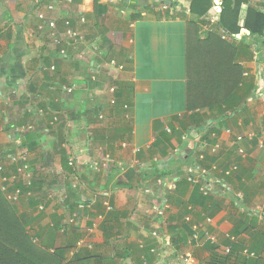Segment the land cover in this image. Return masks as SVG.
I'll return each mask as SVG.
<instances>
[{"label": "crops", "instance_id": "1", "mask_svg": "<svg viewBox=\"0 0 264 264\" xmlns=\"http://www.w3.org/2000/svg\"><path fill=\"white\" fill-rule=\"evenodd\" d=\"M126 1L128 7L124 8L118 0H100L106 10L96 18L93 0L73 4L67 0H0V97L6 90L20 93L23 88V98L20 95L14 101L17 115L13 122L21 123L25 117L24 125L31 135L22 139L34 150L36 191L44 205L43 211H35L28 226L31 237L48 244L52 253L64 251L65 264H179L182 254L194 255L199 264H211L204 240L190 244L189 237L186 244L172 242L175 227L186 215L181 201L187 203L194 191L191 185L184 190L178 184L184 185L186 165L206 150L211 191L202 206L194 207L193 224L217 235L221 246L228 235L251 246L261 244L264 44L256 46L259 62L253 61V56L240 62L248 73L245 82L249 86L253 81L256 86L244 107L231 113V120L222 123L218 114L214 116L213 123L221 124L215 131L216 143L210 145L199 133L179 142L166 129L183 134L190 131L184 118L183 16L192 0H186L185 6L179 3L175 9L167 0L169 7H157L154 13L142 8L153 0H145V5L139 4L142 0ZM255 1L264 3L250 0L249 4L253 6ZM249 4H243L247 8L241 11V24ZM49 5L54 9H48ZM168 8L170 12H165ZM178 8L184 9L181 15H177ZM38 12L46 18H38ZM174 12V19H167ZM64 18H71L85 35L83 44L70 45L65 38L61 45L54 43L48 21L57 19L63 34ZM249 35L242 27L236 38ZM111 60L124 69L113 68ZM62 87L73 92L61 91ZM27 111L30 114L26 115ZM3 113L0 108V117ZM6 127L0 123V144L12 143L8 150L12 152L16 137ZM228 129L233 134H227ZM236 136L242 140L237 141ZM87 144L88 152L77 154ZM215 146L218 148L213 153ZM74 154L76 166L72 167L69 157ZM105 155L113 160L109 171L93 172L90 163ZM180 157L189 163L179 165L176 161ZM232 165H237L238 171L226 176ZM74 176L78 186L71 189ZM147 188L152 189V196L144 192ZM35 208L18 206L28 217ZM162 209L164 215L160 214ZM208 218L211 224H207ZM80 243L83 245L77 249Z\"/></svg>", "mask_w": 264, "mask_h": 264}, {"label": "trees", "instance_id": "2", "mask_svg": "<svg viewBox=\"0 0 264 264\" xmlns=\"http://www.w3.org/2000/svg\"><path fill=\"white\" fill-rule=\"evenodd\" d=\"M80 1L82 0H74V3ZM118 2L121 7H128L125 0H118ZM153 2V4L148 3L142 8L154 13L158 4L155 0ZM249 3L250 0H222L219 8L221 15L219 21L215 24H212L208 19L214 6L213 0H192L190 3L189 13L195 20H187L186 23L187 112L184 115L190 127V131L188 130L189 132L185 133L189 138L193 137L194 133H199L210 145H214L216 143L215 138L218 135L215 133L216 128L221 125L213 123L214 116L218 114V119L222 123L231 120L232 117L229 113L235 114V112L241 110L255 89L256 85L253 81L250 82L249 86L245 82L244 73H246V69L240 62L243 59H252L255 47L264 44V5H262L263 9L255 4L248 8L244 29L250 35L240 40L236 38L242 30L240 26L242 6ZM93 5L94 17L99 18L106 8L100 4V0H93ZM166 5L169 6V4ZM209 25H214L216 30L208 33L205 38H201V27ZM224 37H228V39H224ZM229 39L231 41H228ZM28 114L30 113L27 111L26 115ZM22 117L21 123L12 121L7 124L9 131L16 138L21 139L25 135L26 137L31 135L29 129L17 131L26 126L24 125L25 117ZM0 118V123H5L7 120L6 113H3ZM201 126H205L207 129H200ZM5 129L8 130L7 127ZM169 129L171 130V134H169L171 137L176 138L179 142H184L182 139L184 134L181 131ZM22 144L24 148H28L31 154L30 169L34 176L33 191L37 193L36 176L32 167L34 150L31 149L30 145H25L23 139ZM201 154L207 155L206 150L199 152L198 157ZM209 160L212 163L214 162L213 158ZM176 162L179 165L189 163L186 160L183 162L181 158H178ZM204 164L207 168L206 156ZM207 170L209 171L208 168ZM181 182L184 185L178 184V188L184 187V190H187L190 184L184 178ZM70 186L71 189H74V184ZM20 187L24 191L27 190L24 186ZM40 199L41 197L39 199L22 197L17 204H14L7 199L0 187V264H65L64 251L56 249L52 253L48 244L41 240L34 243V238L30 235L28 226L35 218L34 213L35 211L41 212L39 206L43 203H40ZM205 201H207V198L202 196L199 187L195 186L189 201L187 203L181 201V205L187 214L189 205L194 208L197 204L202 206ZM24 204H29L31 209L36 206L34 211L30 212L32 214L29 217L25 213L21 214L19 212L18 206ZM185 216L182 223L175 227L177 233L176 237L172 239L173 244H186L193 234V222L186 223ZM205 244L206 250L211 254V264H264V239L257 246L255 244L248 245L238 239L236 242L226 240L222 246L220 242L218 245ZM227 246L232 248L230 255L223 254L222 249ZM245 250L254 253L256 257L249 258L245 256L243 253Z\"/></svg>", "mask_w": 264, "mask_h": 264}, {"label": "built area", "instance_id": "3", "mask_svg": "<svg viewBox=\"0 0 264 264\" xmlns=\"http://www.w3.org/2000/svg\"><path fill=\"white\" fill-rule=\"evenodd\" d=\"M69 4H73L74 0H67ZM48 9L53 10L54 7L53 5H49ZM220 10H218L217 14V19L213 21V23L218 22L220 18ZM38 18L40 19H45V15L42 12H38ZM66 19V20H65ZM64 25L65 29L63 34L60 32L58 28V20L57 19H51L48 21V28L51 31L50 37L53 39L54 43L56 45H61L63 43L64 38L68 39V43L70 45H80L85 42V35L80 33L75 26L73 25V20L71 18H64ZM82 24L86 23L85 18H81L80 21ZM62 35H65L62 37ZM224 39H228V37H224ZM264 51V49H263ZM63 53V52H62ZM260 58V49L256 47L253 50V61L259 62ZM111 66L113 68L117 67L119 70H123V66H118L116 61H111ZM55 68L52 67V70ZM248 76V73H244V77ZM61 91L67 92V93H72L73 89L69 87H62ZM115 91V89L113 90ZM263 97V95H261ZM112 104H115V101H112ZM43 113L39 112V115H42ZM229 115L232 117V114L229 113ZM55 121H58L57 117H54ZM55 121L51 122V125L55 124ZM5 124H8L7 120L5 121ZM22 130L25 131L27 128L23 127L22 129H18L17 131ZM166 131L171 134L170 129H166ZM47 132H49V129H47ZM227 134L231 135L232 130L228 129ZM237 141H241L242 137L236 136ZM182 139L184 141H187L189 139L188 135L184 134ZM16 142V148L12 152L8 154H0V187L3 193L6 195L7 199L14 203L17 204L22 197H27V198H33V199H39V195L34 189V176L33 173L30 169V162H31V154L29 153L28 148H24L22 144V139L19 138ZM218 146H215L213 148V153L217 151ZM260 148L264 149V143H260ZM77 154H83L82 150H79ZM77 154L71 155L69 157V165L72 167L76 166V156ZM103 161H94L90 165V169L97 173H105L109 171L113 160L110 158H103ZM205 155L201 154L198 158H196L194 161L190 162L189 164L186 165L184 171H183V178L187 180V182L191 186H196L199 187L200 193L203 196H209L211 188L209 186V181H210V172L207 170L205 167ZM136 166L135 164H132V168ZM16 170V171H15ZM238 171V166L237 165H232L230 167V170L227 171L225 174L226 176H231L232 173H236ZM77 177V176H76ZM74 176V188L78 186V181L77 178ZM158 185H163L162 181L157 182ZM20 186H24L26 191H24ZM171 188L174 190L176 188V184L173 183L170 185ZM13 189V190H11ZM146 194L152 196L153 192L151 188H147L144 191ZM40 211L44 210V205L39 206ZM110 210V208H109ZM193 210L194 208L192 206H188L187 208V214L185 216V222L186 223H191L193 219ZM260 212L261 216L264 218V203L260 206ZM161 215L165 214V210L162 209L160 212ZM78 214L74 215L73 220H71L72 223H75L76 218ZM207 224L212 223V219L208 218L206 220ZM192 230L193 234L190 236V244L193 242H200L201 240H204L205 243H210L212 245H218L219 244V238L217 235L212 233L208 228H202L198 224H193L192 225ZM155 236H157V233H154ZM227 240L231 242H236L237 239L233 236L228 235ZM34 243H38L37 239H33ZM83 243H80L77 247L79 249ZM232 251L231 246H227L223 249V254L224 255H230ZM244 255L253 258L256 257L254 253L245 250ZM71 256L75 255V253H71ZM179 264H199V262L195 259V257L192 254H182L178 258Z\"/></svg>", "mask_w": 264, "mask_h": 264}, {"label": "rangeland", "instance_id": "4", "mask_svg": "<svg viewBox=\"0 0 264 264\" xmlns=\"http://www.w3.org/2000/svg\"><path fill=\"white\" fill-rule=\"evenodd\" d=\"M156 3L158 4V8H162L163 9V6L164 8L167 9V7H169L168 5L166 4H169L168 1H172V6H174L173 8L175 9V6H178L179 3L180 5L182 4V6L184 5H187L185 4V1L186 0H168L167 2H165V0H155ZM176 1V2H175ZM221 1L222 0H213L214 2V6L212 8V10L210 11L211 15L209 17V20L212 24H215L213 23V21H215L217 19V14H218V10H220V6H221ZM164 2H165V5H164ZM184 3V4H183ZM162 5V6H161ZM252 4H249V7L251 6ZM255 5L256 6H259V8L263 9L262 8V5H264V3H262V1H255ZM255 6V7H256ZM247 7L246 6H242V9H246ZM169 9V8H168ZM178 14H180L182 11H184V9H179L178 8ZM165 12L169 11L170 12V9L169 10H164ZM242 11V10H241ZM187 15L186 16H183L184 18V21L187 23V20H195L193 16H191V14L189 13V10L188 12L186 13ZM181 15V14H180ZM174 16H176V13H171L170 15H167V19H174ZM240 19H241V12H240ZM240 26L244 28V21H243V24H241V20H240ZM186 30H187V26H186ZM213 30H216L214 28V25L212 26H207L206 28H203L201 27L200 29V37L201 38H205L207 36L208 33L212 32ZM241 35V34H239ZM228 41H231L230 39ZM1 87V86H0ZM7 91V90H6ZM2 92L1 93V97H0V108H1V112H4L6 113V118H7V122L8 123H11L12 121L15 122V119L16 118V113H15V110L13 111L14 107H15V104H14V101L15 100H19L20 98V95H22L23 93V88L21 87V90H20V93H14V91H10V93L8 92ZM9 91V90H8ZM19 91V90H18ZM22 98H23V95H22ZM15 129V127H14ZM14 137V136H13ZM19 138H15L14 141H17ZM11 145L12 143L10 144H7V143H4V144H0V154H8L10 151L9 148H11ZM15 146V145H14ZM89 144H87V146L85 147V149H81L83 151L84 154H86L88 152V148H89ZM105 158H110L112 160V157L110 155H105ZM103 161V160H101ZM93 163V162H92ZM90 163V165L92 164ZM89 165V167H90ZM40 190H38L39 192ZM41 192V191H40ZM39 192V193H40ZM194 256V255H193Z\"/></svg>", "mask_w": 264, "mask_h": 264}, {"label": "water", "instance_id": "5", "mask_svg": "<svg viewBox=\"0 0 264 264\" xmlns=\"http://www.w3.org/2000/svg\"><path fill=\"white\" fill-rule=\"evenodd\" d=\"M126 3H128V1H126ZM139 4H140V5H145V4H147V3H146L145 0H142V1L139 2ZM184 155H185V154H184ZM185 157H186V156H185Z\"/></svg>", "mask_w": 264, "mask_h": 264}, {"label": "clouds", "instance_id": "6", "mask_svg": "<svg viewBox=\"0 0 264 264\" xmlns=\"http://www.w3.org/2000/svg\"><path fill=\"white\" fill-rule=\"evenodd\" d=\"M238 36V35H237ZM112 61V60H111ZM181 158V157H180ZM184 158H185V156H184ZM184 158H181V159H184ZM194 187V186H193ZM206 197V196H205ZM190 206V205H189Z\"/></svg>", "mask_w": 264, "mask_h": 264}]
</instances>
